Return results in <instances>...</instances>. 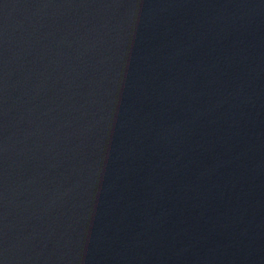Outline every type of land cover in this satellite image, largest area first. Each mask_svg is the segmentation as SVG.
I'll use <instances>...</instances> for the list:
<instances>
[{
    "label": "water",
    "instance_id": "obj_1",
    "mask_svg": "<svg viewBox=\"0 0 264 264\" xmlns=\"http://www.w3.org/2000/svg\"><path fill=\"white\" fill-rule=\"evenodd\" d=\"M0 264H264V0H0Z\"/></svg>",
    "mask_w": 264,
    "mask_h": 264
}]
</instances>
